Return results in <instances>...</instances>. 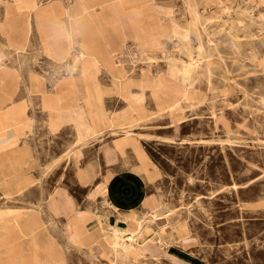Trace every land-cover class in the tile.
Here are the masks:
<instances>
[{"label": "rangeland", "instance_id": "1", "mask_svg": "<svg viewBox=\"0 0 264 264\" xmlns=\"http://www.w3.org/2000/svg\"><path fill=\"white\" fill-rule=\"evenodd\" d=\"M52 1L43 0L36 16L29 5L0 0V54H9L1 55L0 100L25 104L19 133L0 129L5 247L16 258L20 245L38 247L46 233L65 244L61 264H264V0H108L94 2L82 24ZM162 10L171 19L156 17ZM80 51L96 61L87 73L84 61L71 72L91 91L103 125L82 137L75 113L53 119L39 92L24 87L42 77L51 100L65 89L70 54ZM106 58L136 80L118 82ZM146 66L161 84L140 78ZM127 169L152 194L136 229L97 191L110 173ZM28 206L39 214L31 243L17 234ZM75 209L83 215L78 242L67 237ZM107 214L131 230L113 231Z\"/></svg>", "mask_w": 264, "mask_h": 264}, {"label": "crops", "instance_id": "2", "mask_svg": "<svg viewBox=\"0 0 264 264\" xmlns=\"http://www.w3.org/2000/svg\"><path fill=\"white\" fill-rule=\"evenodd\" d=\"M14 3L18 5H29L28 9L36 16H40L41 10L43 9L41 6L43 5V0H13ZM54 5H57L58 8L61 10V12L65 13V15L68 18H72L75 20L76 23L82 24L84 22L83 18L86 15L93 16L94 13L92 12V5H94V2H98L103 5L108 4V0H57V1H52ZM41 7V8H40ZM160 6L158 5H153V8H158ZM30 12H28L29 14ZM153 15V14H152ZM154 16V15H153ZM156 17L162 18L165 17L167 18L166 21L171 19L170 16L164 14V11L162 10L161 13L157 14ZM154 24V22H153ZM155 26L160 27V34L163 35V31L161 28L162 22L157 21L155 23ZM159 34V36H160ZM156 36H158L156 34ZM154 41H153V44ZM124 46V45H123ZM121 46V48H123ZM1 47V44H0ZM125 47V46H124ZM1 55H6L9 56L8 53L0 54V66H4L5 63L3 61V58ZM34 54H31L33 56ZM68 54H66L67 56ZM71 58L73 61V64L71 67H68L69 70V75L65 76L62 80L65 83V89L62 91H53V94L51 96V100H48V93L46 89L44 88V84H42V77H38L37 75H32L30 78L31 80L24 84L25 91L28 95H32L33 93H38L42 96L43 98V107L45 110L48 111L49 115L52 117V115H55L53 119H60V114L62 111H68L70 113H75L76 114V129L82 137L84 134H100L103 125H100L97 120H96V111L93 109L92 105V93L88 89L87 86H85L84 90L81 89L79 84L76 83L77 79L76 77L72 74V70L75 68V65L78 61H84L85 67L83 68L85 70V73H87V67L90 64L95 63L96 59L93 56H90L87 58V53H84V51H80L79 53H71ZM86 55V56H85ZM28 56V55H27ZM84 58H81V57ZM34 63L37 62V57L33 58ZM106 65H108L111 70V75L115 76L117 78L118 82H129V81H134L136 80L134 77L131 75H128L126 72L127 70L125 69H116L115 67V60H111L106 58L105 62ZM142 67V66H141ZM139 70L140 73V78L148 79L149 81L153 82V84H161L162 79L157 75V77H152L151 73L149 74V68L148 66L143 67ZM113 68V69H112ZM170 69V68H169ZM3 70V69H2ZM6 70V69H5ZM170 72L174 73L172 69H170ZM156 75V74H155ZM83 77H87L86 75H83ZM138 78V80H140ZM157 78V81H156ZM3 87V84L0 83V88ZM54 88V87H53ZM67 88V89H66ZM96 91V89H95ZM11 93L7 92L4 93L2 96L4 98H8ZM4 100H0V122H1V128L4 129L8 126H12L15 128L17 131L16 134L19 133V123H23L21 121L22 119V113H24V103H17L12 100L9 101V103L6 104V107H3L1 103H3ZM94 113V114H93ZM83 115V116H82ZM50 118V117H49ZM83 119V120H82ZM35 123V116H34V111L31 116V124L34 125ZM56 123V122H54ZM24 124H22L23 126ZM126 132V131H125ZM129 131L125 133V137L127 140H132L133 137L128 134ZM15 140V138L13 139ZM143 155V154H141ZM144 158V156H142ZM18 178V184L19 187L21 188L22 183L24 179L26 178L23 174V172L19 173L17 175ZM97 191L104 196H106L107 200L111 203L112 207L114 210L117 212L118 215L121 216L123 220L126 219H133L135 221V228L138 226L139 221H143V219L146 217V215H143L139 212V210L142 208L143 204L145 202H148L152 194L148 191V187L146 184V181L142 177L141 174L137 173L133 169H127V170H122L118 172H113L110 173L105 181H101L97 185ZM34 207V208H33ZM28 206L26 210H24L20 215H19V220L22 222V227L19 226V230L17 231V234H19L23 238H28L27 242H32L34 240V237L31 236L30 231L31 228L39 224V214L36 211V206ZM82 213L81 210L75 209V212L72 216V218L67 222L68 226V233L67 237L69 241L72 242H78L82 241L81 236H80V230L81 226L78 225V221L81 219L82 220ZM107 222L112 227L113 231H118V232H123L125 229L131 230L130 227H125L122 225L118 220V218H114L112 215L107 214L106 216ZM49 224H54V221L50 218L48 219ZM29 224V227H28ZM9 224L7 222H0V253H1V264H22V256H37L43 261L46 262V264H56V257L58 256V263L61 264L62 256L65 258V263H66V247L64 243H60L59 245H56L55 243L51 242V236L47 235L44 233L43 237L41 240H39L38 247H28L26 243H23L20 245L18 249V254L17 257H14V254L16 251L12 254V249H9L8 247H5L3 243L4 237L8 234V228ZM7 231V232H6ZM12 234H16V231L11 230ZM162 235V233H160ZM8 236H10L8 234ZM64 239L66 238V235H64ZM33 237V238H32ZM114 237L115 234L113 235V238L111 236V241H113L114 245ZM22 257V258H21ZM28 257V256H27ZM26 257V262L27 264H36L35 261H27ZM29 258V257H28ZM39 263V261H38Z\"/></svg>", "mask_w": 264, "mask_h": 264}, {"label": "bare ground", "instance_id": "3", "mask_svg": "<svg viewBox=\"0 0 264 264\" xmlns=\"http://www.w3.org/2000/svg\"><path fill=\"white\" fill-rule=\"evenodd\" d=\"M194 3V2H193ZM192 4V3H191ZM184 68V67H183ZM177 70V69H176ZM188 71V70H187ZM188 77V76H187ZM83 116V115H82ZM83 120V119H82ZM116 244L123 245V242H119V240L116 242ZM115 251V250H114Z\"/></svg>", "mask_w": 264, "mask_h": 264}]
</instances>
